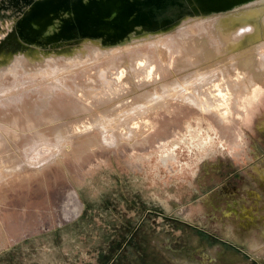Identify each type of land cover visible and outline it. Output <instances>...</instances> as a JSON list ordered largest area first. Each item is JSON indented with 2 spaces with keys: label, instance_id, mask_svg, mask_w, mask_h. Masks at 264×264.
<instances>
[{
  "label": "rangeland",
  "instance_id": "rangeland-1",
  "mask_svg": "<svg viewBox=\"0 0 264 264\" xmlns=\"http://www.w3.org/2000/svg\"><path fill=\"white\" fill-rule=\"evenodd\" d=\"M195 1L170 0L143 24L163 33L0 72V264H264V83L223 118L184 101L195 68L179 62L219 15ZM29 6L0 0V65L85 39L27 41L16 27ZM112 82L116 96L100 97ZM83 109L92 126L75 129ZM72 191L82 210L62 222Z\"/></svg>",
  "mask_w": 264,
  "mask_h": 264
},
{
  "label": "bare ground",
  "instance_id": "bare-ground-1",
  "mask_svg": "<svg viewBox=\"0 0 264 264\" xmlns=\"http://www.w3.org/2000/svg\"><path fill=\"white\" fill-rule=\"evenodd\" d=\"M39 1H36V2H39ZM56 1L59 2V4L57 6V9L50 14V17L47 20V24H49V29H48V32L46 33L45 40L56 42L61 37H64L71 33H78L80 35H85L87 33V30L85 29L86 27L83 30H80L79 32H77L75 31L74 26H72L73 21H72V13L69 8L70 6L69 0H47L45 2H39L37 5H39L38 6L39 8L43 6L44 4H47L48 2L55 3ZM79 1H80L79 4L81 2L82 3H87V1L89 2V0H85V1L79 0ZM161 2L162 0L160 1L158 0L155 3V6L152 5L151 7L144 6L147 3V0L139 1L136 3V5L134 4L131 5L130 12L135 9H141L142 11L141 12L139 11L135 15H133V17L131 18V20H133L132 23L129 24L126 28L119 29L115 31L113 34L109 33L107 34L106 37L105 36L101 37L102 32L94 31L91 33V35H93L95 38L84 37L85 39L78 46L73 47L71 49H66V50H61V51L37 49L32 54H30L29 52H25V53L20 52L18 54L9 55L6 62L0 65V72H3L5 69L9 70L13 68L14 66L18 68L40 67L41 64L45 60H48V62L50 63H52V61L53 63L60 62V61L70 62V61H74L77 58L81 59V58H86L88 56H92L97 50H103L104 48L102 49L101 43L105 41H107L108 43H112V44H121L123 42H126L127 40H132L135 37L145 38L147 36H150L151 33L154 31H157V33H163L169 28H162V29L158 28L156 30H149V29L143 28V24L146 21H149L150 15L153 16V14H155V12L157 11L156 9L161 4ZM195 2L196 3H194V6L195 4H197L203 7H207L208 10H215V12L219 13V15L215 14L213 19L210 21L203 20L204 26L206 27V29H209L210 32L209 33L206 32L205 36L202 35L203 38L201 37V40L199 41L194 40L193 43L190 44V51H191L190 55H191L192 61H189L186 63L179 62L180 64L184 66L191 65L193 66V68H195L194 70L195 72H192V76H190V82H189L190 87L188 86L189 87L188 90L186 87L187 93L186 95L184 94L183 99L184 101L186 100L187 102H189V105L191 103L192 105L197 106L200 110H204L206 112L212 111L214 114L223 118L229 113L230 106H232V108L234 109L235 106L237 107L239 105L238 98H243L245 96L252 97L253 95L257 94L256 92L257 88L264 83L263 81L264 80V0H233L231 2L220 1L217 3H208L206 0H196ZM61 10H64L65 12H60ZM33 15H34V12L32 11L29 17H32ZM200 21L202 20H199V22ZM26 23L27 21L25 20L21 21L16 27V30L19 36L23 38L25 37L27 41L39 38L36 36V35H39L37 31H34V30L26 31V27H27ZM207 23L209 24L207 25ZM200 24H202V22H200ZM57 29H60V31H57ZM177 31H179V29H177ZM214 36L217 37L216 40L213 39ZM157 43H156L157 47L155 46V44L154 46L158 49ZM210 43L213 44V46ZM167 49L169 50V48ZM155 53H158V52L156 51ZM131 54H133V52ZM154 58L157 59L156 56ZM12 61H14L13 63H15L16 65L12 64V67H11V65L9 64ZM90 62H93V61H90ZM93 64L95 65V63ZM142 70H144L143 72L146 75L145 77L150 78L152 71H153L152 67L146 66V68ZM179 76H182V75H179ZM123 81L126 84V86H128V88H131V89L136 85L134 78L132 79V76H130V74H128L127 77H124ZM254 81L255 83L254 85H252L250 82H254ZM101 85H102L101 86L102 88L100 89V93H99L100 97L110 98L112 96H116L115 94L117 92L116 83L113 84L112 82L110 84V87H105V88L103 87L106 86V83H101ZM176 85H179V84H176ZM187 85H182V86L184 87ZM177 87L180 88V85ZM174 88H176L175 85H174ZM88 91H90V87L86 88L84 93ZM182 92L183 90L181 89V93H180L181 95H183L184 93ZM81 93L83 92L79 90L76 93V95L81 94ZM148 97H150V95L146 96V98ZM137 100H135V103L131 105L132 107L138 106ZM175 100H177L176 97H175ZM245 106H246L245 108L249 110V108L247 107L248 105H245ZM74 110H75V107L71 109V112ZM78 110L80 109L78 108ZM69 112H70V109H66L65 113H69ZM253 112H255V110H253ZM84 113L85 114H82V115H86L85 118L80 119L81 115L77 116V118H75L76 121L72 124V127H74L75 129H83V128L89 129L92 126L91 121H90V116H89L90 113H88L87 109L85 110ZM114 114L115 112L111 111V115H114ZM132 116L134 117V114ZM259 117L262 120V115H259ZM124 126L126 125L124 124ZM66 128H70V126L66 125L65 129ZM128 128H125V129L127 130ZM129 136L128 138H130ZM69 195L71 199L70 206L66 211H64L62 215V222L72 220L82 210V203H80L77 200L75 192L72 191Z\"/></svg>",
  "mask_w": 264,
  "mask_h": 264
},
{
  "label": "water",
  "instance_id": "water-1",
  "mask_svg": "<svg viewBox=\"0 0 264 264\" xmlns=\"http://www.w3.org/2000/svg\"><path fill=\"white\" fill-rule=\"evenodd\" d=\"M39 1V0H37ZM47 0H40L39 2H45ZM85 1V0H84ZM144 0H89L87 3H80L79 0H76L75 3H70L69 8L72 13V21L75 31L79 32L80 30L85 29L87 33L85 35H80L76 33L78 36L82 37H90L95 38L91 35L92 32H102L101 37H106L109 33H114L119 29L126 28L129 24L132 23L133 20L131 18L137 12H141V9H135L130 12L131 5H136L137 2ZM158 0H147V3L144 5L145 7L155 6V3ZM160 1V0H159ZM173 1V0H171ZM208 3H217L220 1L223 2H231L233 0H206ZM39 2H34L29 6V8L25 11V14L22 15L21 21H27L26 31L34 30L37 31L39 35L37 37H41L46 39V33L49 29V24H47V20L50 17V14L57 9L59 2H48L43 6L39 7L37 5ZM170 2V0H162L161 4L157 7V13H161L163 11L165 4ZM148 5V6H147ZM143 6V5H142ZM34 12L32 17H29L31 12ZM60 12H65L61 10ZM130 12V13H129ZM155 15V16H156ZM154 16V17H155ZM156 18V17H155ZM153 21V20H151ZM17 23V26L19 24ZM150 22V21H149ZM60 31V29H57ZM31 34V33H30ZM38 38L32 40L36 41ZM107 42V41H106Z\"/></svg>",
  "mask_w": 264,
  "mask_h": 264
},
{
  "label": "flooded vegetation",
  "instance_id": "flooded-vegetation-1",
  "mask_svg": "<svg viewBox=\"0 0 264 264\" xmlns=\"http://www.w3.org/2000/svg\"><path fill=\"white\" fill-rule=\"evenodd\" d=\"M37 0H27L28 4L31 5L33 4L34 2H36Z\"/></svg>",
  "mask_w": 264,
  "mask_h": 264
}]
</instances>
